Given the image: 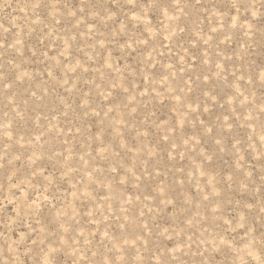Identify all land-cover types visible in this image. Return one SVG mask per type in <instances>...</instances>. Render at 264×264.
<instances>
[{"label": "rangeland", "instance_id": "rangeland-1", "mask_svg": "<svg viewBox=\"0 0 264 264\" xmlns=\"http://www.w3.org/2000/svg\"><path fill=\"white\" fill-rule=\"evenodd\" d=\"M0 264H264V0H0Z\"/></svg>", "mask_w": 264, "mask_h": 264}]
</instances>
